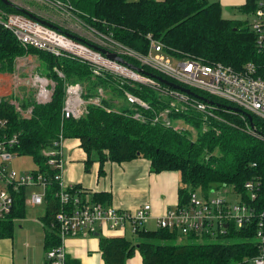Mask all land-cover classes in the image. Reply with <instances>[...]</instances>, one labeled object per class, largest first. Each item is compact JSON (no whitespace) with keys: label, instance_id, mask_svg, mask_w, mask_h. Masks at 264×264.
Returning <instances> with one entry per match:
<instances>
[{"label":"trees","instance_id":"trees-1","mask_svg":"<svg viewBox=\"0 0 264 264\" xmlns=\"http://www.w3.org/2000/svg\"><path fill=\"white\" fill-rule=\"evenodd\" d=\"M63 3L85 26L139 53L148 52L151 36L177 57L222 62L238 71L253 63L257 71L264 74V50L256 44L257 35L250 21L224 17L219 0H68ZM15 5L0 0V8L5 12L22 13ZM257 7L258 0H246L238 8L253 15ZM26 55L37 56L44 64L45 77L55 84L52 96L48 102L39 103L33 94L24 95L22 111L10 99L2 98L0 121L4 124L0 123V139L17 136V143L9 148L14 158L31 155L38 165L31 174H42L48 181L43 203L45 214L41 216L46 251L60 243L56 215L63 204L57 196L61 188L56 177L59 170L49 164L44 150L63 135L66 139L80 140L87 154V171L95 160L100 162L103 171L107 161L123 163L143 157L150 161L152 172H180L182 185L177 203L180 207L189 203L192 192L210 199L215 190L224 196L226 192L237 195V202L247 204L252 210L241 226L231 222L225 232L217 233L227 239L224 242L203 240L212 237L208 234L184 235L162 227L140 229L137 240L94 233L92 236L99 239L104 264H127L136 251L141 254L142 264H250L261 254L264 250L263 118L251 113L254 122L251 126L242 113L216 104H212L211 113L192 106L176 110L171 104L175 101L172 96L136 82L122 84L109 73L96 76L89 65L77 59L57 57L20 44L11 31L0 25V73H14L17 58ZM124 58L134 65L139 64L135 58ZM77 82L84 86L86 98L99 95V88H103V106L90 104L84 116L64 118L66 85ZM126 91L150 107L146 109L131 103ZM195 92L219 104L237 107L201 90ZM116 96L124 100L119 102ZM177 105L182 103L177 101ZM166 110H169L167 117L156 119ZM137 112L143 118H135ZM248 182L254 185L255 198H251L250 189L246 187ZM80 188L76 185L72 193ZM13 194L12 213L0 218V239L13 237L15 220L24 218L27 213V187H19ZM110 199V193L103 191L92 195L94 202L106 205L110 204ZM225 202L231 201L226 198Z\"/></svg>","mask_w":264,"mask_h":264},{"label":"built area","instance_id":"built-area-1","mask_svg":"<svg viewBox=\"0 0 264 264\" xmlns=\"http://www.w3.org/2000/svg\"><path fill=\"white\" fill-rule=\"evenodd\" d=\"M53 2L64 10L66 17L75 18L68 10V6L62 1L55 0ZM252 16L250 26L257 35L256 44L261 50H264V0H258V7ZM0 25L11 31L20 44L47 51L57 57L77 59L89 65L96 76L109 73L119 79L122 84L136 82L172 96L175 101L171 104L176 110H186L192 106L200 111L211 113L212 105L166 85L127 63L111 57L109 54H118L121 58L124 56L135 58L139 62L137 67L144 69L148 67L182 86L223 98L235 103L244 111L264 119V74L259 73L253 63L246 64L242 70L238 71L222 62L206 63L199 58L177 57L167 51L162 42L153 39L151 36H149L151 39L149 50L144 54L102 36L94 30L93 32L98 35V39L105 40L107 45L100 43L99 40L89 38H84L86 41H80L68 35L67 31L46 25L23 12L9 13L1 8ZM93 44L105 49L106 52L97 49ZM16 65L18 66V59ZM55 69L61 77H65L61 70ZM36 78L37 81L41 82L37 101L46 103L51 99L55 84L52 87V92H50L47 88L49 79L43 75H38ZM42 79H45L46 83ZM16 86L18 85L16 84ZM98 91L99 95L86 98L82 84L78 82L67 84L62 108L63 117L78 119L87 113L90 104L103 106L102 98L105 93L103 88H99ZM126 96L131 103H137L146 109L150 107L144 100L128 91H126ZM2 98L0 97V101ZM177 101H180L182 105L178 106ZM15 105L18 110L22 111L20 104L16 103ZM168 112L169 110L164 111L156 119L167 117ZM134 117L143 118L138 112L134 114ZM0 123L4 124L3 121ZM65 139L63 135H60L52 147L44 150V154L49 156V164L59 170L56 177L60 181L61 188L57 196L63 204V208L56 215L59 224L60 243L46 252L45 264H68L66 245L68 238L92 235L98 232L104 235L120 236H126L127 232L137 234L140 229L147 228L145 223L151 218L152 212L150 203H146L135 210H124L112 204L106 205L101 202H94L92 199H83L78 191L72 193L75 186L63 181ZM15 143H17V136L5 140L0 139V218H5L12 213L15 205L13 193L19 187L41 184L46 193L48 185L46 177L42 174H20L11 168L10 163L14 159V154L9 148ZM246 187L250 189L251 198H255L253 183H246ZM212 193L214 194L213 197L203 199L197 192H192L190 201L185 207L176 205L169 208L164 215L158 218L157 226L178 230L184 235L197 232L202 236L204 234L212 236L215 232V226H217V233H223L231 222L241 226L245 216L251 214L252 210L247 204L241 202L227 204L225 202L226 197L222 195V192L213 190ZM44 199L45 195L43 197L40 194H34L30 198L27 197L26 203L27 205H41L44 203ZM259 236L262 234L260 233ZM252 261L254 264H264V250H261V254L254 257Z\"/></svg>","mask_w":264,"mask_h":264},{"label":"crops","instance_id":"crops-1","mask_svg":"<svg viewBox=\"0 0 264 264\" xmlns=\"http://www.w3.org/2000/svg\"><path fill=\"white\" fill-rule=\"evenodd\" d=\"M219 1L222 6L226 4L239 7L246 0ZM13 2L20 6H26L25 0ZM30 11L32 10L30 9ZM32 12L45 19L41 13ZM70 26L72 27L67 28V32L75 33L85 39H98V35L80 21ZM9 75L11 76L12 74L0 73V85L5 89L13 86ZM86 160L87 154L81 147L80 140L65 139L63 181L73 186L79 185L81 188L78 193L83 199H92L93 193L103 191L110 193V204L120 209L135 210L146 203H150L152 212L149 221L155 224V228L158 227V218L179 202L178 190L181 174L178 171L152 172L150 161L143 157L123 163L107 161L104 163L103 171L100 170V162L95 160L90 166V171H87ZM25 217L18 220H26ZM33 223L38 227L36 232H28L29 229H25L23 225H20V230L15 227L13 237L0 239V264H45L47 252L44 248L45 227L44 233L41 235L39 233V229L42 232L40 224L38 226L36 221ZM19 231H21L22 237L26 233H30L31 237L39 240L41 245L43 244L44 255L41 253L42 246L39 248L36 242L33 241L29 245V256L25 259L26 262L23 263L20 260L19 263H16V258L19 257L21 251L18 243ZM109 235L112 234H107L106 236ZM66 245L68 264H104L99 249L98 237L92 235L72 237L68 238ZM127 264H142L140 252L136 251L135 255L128 259Z\"/></svg>","mask_w":264,"mask_h":264},{"label":"rangeland","instance_id":"rangeland-1","mask_svg":"<svg viewBox=\"0 0 264 264\" xmlns=\"http://www.w3.org/2000/svg\"><path fill=\"white\" fill-rule=\"evenodd\" d=\"M13 1H19V0H13ZM53 1L55 0H25L26 6H23L27 9H31L32 11H37L38 13H41L46 20H49L53 22L54 24L58 25L59 27H63L64 29L71 28L70 25H75L77 22H79L77 19L73 18L71 20L70 18L66 17V13L62 8H60L58 5H56ZM63 2L68 0H61ZM209 1H217V0H209ZM65 14V15H64ZM223 16L226 18H241L243 20L248 19L249 21L252 20V15L243 13L237 6H231V5H223ZM76 27V26H75ZM99 40L100 43L107 45L108 43L105 40ZM20 60V62H19ZM21 63V65H19ZM45 67L44 64L38 59L37 56H22L18 58V66L16 65L15 72L10 76L11 82L13 86L11 88L5 89L4 87H1L0 85V97L2 98H8L10 101L14 104L18 103V105H21V98L24 95L33 94L34 97L38 98V94L40 93L41 89V82L37 81L36 76H45ZM31 77V78H30ZM49 84L47 88L52 92V87L54 83L51 80H48ZM16 84L18 86H16ZM32 84V85H31ZM116 99L120 102L124 100L121 96H116ZM22 106V105H21ZM11 168L18 171L21 174H30L33 170L37 169L38 165L33 159L31 155H18L16 156L10 163ZM180 186L182 185L181 179H180ZM34 194H40L44 197L45 195V188L43 185H32L27 187V196L32 197ZM226 198L231 201V203L236 204L237 203V195H230L226 192ZM45 214V204L42 205H28L27 206V213H26V220H15V227L20 230V225H23L25 229H29L28 232H36L38 230V227L34 225V221L38 222V226L40 224L42 228V232L39 229V233L42 235L44 232V224L42 222L41 216ZM145 227L148 229H154L155 224L152 223V221H147L145 223ZM215 232L213 233L212 237L209 239H203L205 241H227L226 238L220 237L217 234V226L214 227ZM128 238H132L134 240H137L136 234H132L128 232L126 234ZM181 240V239H180ZM182 240H186L185 238H182ZM181 240V241H182ZM35 241L36 244L39 246V248L42 246V255H44V249L43 244L39 242L35 237H31L30 233H26L23 237L21 236V231L18 232V243L21 247V251L19 253V257L16 258V263L21 262L25 263V259L28 258L29 254V245ZM28 243V244H27ZM250 264H254L253 261L250 262Z\"/></svg>","mask_w":264,"mask_h":264},{"label":"water","instance_id":"water-1","mask_svg":"<svg viewBox=\"0 0 264 264\" xmlns=\"http://www.w3.org/2000/svg\"><path fill=\"white\" fill-rule=\"evenodd\" d=\"M3 3L7 4V5H11V6H14L15 3L11 0H1ZM16 7H18V9L23 12L24 14L34 18V19H37L39 21H41L42 23L46 24V25H49L53 28H56L58 30H62L58 25L54 24L53 22L49 21V20H46L44 18H41L39 17L37 14H35L34 12L30 11L29 9L23 7V6H20V5H15ZM63 31V30H62ZM68 35H71L72 37H75L77 38L78 40L80 41H86L83 37L81 36H78L77 34H73V33H70V32H66ZM97 49H100L101 51L103 52H106L105 49L93 44ZM111 57H115L116 59H118L119 61L121 62H124V63H127L128 65L136 68L138 71L140 72H143L145 74H148L156 79H158L159 81H161L162 83L166 84V85H169L173 88H176V89H179L183 92H186L187 94H190V95H193L205 102H209L211 104H216L218 105L219 107H223V108H226L228 110H232V111H235V112H238V113H242L243 115H245L246 117H248L250 123H251V126H254V122H253V117H252V114L247 112V111H244L243 109L239 108V107H235V106H232V105H225V104H219L213 100H210L200 94H198L197 92H195L194 90L188 88V87H185V86H182L174 81H171L161 75H158L156 73H153V72H149L147 71L146 69L142 68V67H137L136 65L134 64H131L129 62H127L124 58H121L118 54H109ZM225 226H228V224H225Z\"/></svg>","mask_w":264,"mask_h":264},{"label":"bare ground","instance_id":"bare-ground-1","mask_svg":"<svg viewBox=\"0 0 264 264\" xmlns=\"http://www.w3.org/2000/svg\"><path fill=\"white\" fill-rule=\"evenodd\" d=\"M42 81L44 82V83H46V80L45 79H42ZM212 105V104H211Z\"/></svg>","mask_w":264,"mask_h":264}]
</instances>
